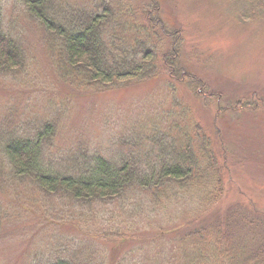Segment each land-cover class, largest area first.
I'll list each match as a JSON object with an SVG mask.
<instances>
[{"label": "rangeland", "instance_id": "rangeland-1", "mask_svg": "<svg viewBox=\"0 0 264 264\" xmlns=\"http://www.w3.org/2000/svg\"><path fill=\"white\" fill-rule=\"evenodd\" d=\"M70 1L81 7L92 0ZM122 1L145 10L152 6L151 0ZM154 2L160 11L153 14L162 18L172 37L161 35V50L168 54L173 39L179 48L178 66L190 79L171 77L158 62V74L151 80L92 93L75 91L58 78L39 28L7 1L4 22L23 44L26 65L0 73V142H8L10 135L26 136L28 122L38 127L46 121L54 123L55 156L44 163L52 158L53 169H60L67 165L60 158L76 145L111 157L122 137L154 125L166 129L173 121L179 126L175 131L185 129L194 138L201 131L210 142L222 169L223 197L210 207H201L195 196L172 199L154 213L168 214L170 219L164 221L162 216L141 215L148 209L144 198L137 212H132L130 203L79 206L42 192L28 180L10 181L0 187V264H47L69 256L85 235L83 229L90 230L87 237L93 238L98 253L94 260L89 253L82 255L83 264H125L132 257L131 264H168L174 261L169 256L174 245L163 239L162 227L168 225L169 234L178 227L176 235H183L189 227L209 228L216 220L218 226L236 222L232 231L246 238L249 250L237 251L239 261L242 255L245 259L250 254L256 257L255 253L260 259L264 252V11L255 13V7L264 2ZM137 19L143 24V16ZM84 215L91 218L89 224L82 221ZM126 228L130 235L136 234L134 239L104 235ZM89 248V243L82 246ZM174 256L180 257L177 251Z\"/></svg>", "mask_w": 264, "mask_h": 264}, {"label": "trees", "instance_id": "trees-1", "mask_svg": "<svg viewBox=\"0 0 264 264\" xmlns=\"http://www.w3.org/2000/svg\"><path fill=\"white\" fill-rule=\"evenodd\" d=\"M7 1L0 0V73L24 69L26 65L23 44L4 22ZM10 1L22 10L28 22L39 28L43 46L51 54L53 71L75 91L99 93L151 80L158 74V62L171 77L178 80L189 78L187 71L178 66L179 48L174 40L170 42L168 54L161 50V35H171L164 29L162 18L153 14L160 11L159 5L153 3L155 0H151L149 10L136 8L134 3L122 0L120 3L119 0H92L81 7L70 0ZM258 1L261 0H249ZM257 11H264V4L255 7V13ZM137 16H143V24ZM28 123L26 136L21 133L10 135L8 142H0L1 188L10 181L28 180L42 192L59 195L79 206L92 207L94 203L108 202H120L123 206L130 203L134 206L132 212L143 207L139 201L144 198L148 209L141 215L145 214V217L162 210L172 199L188 195L193 199L195 196L201 207H210L223 197L222 169L201 131L194 138L185 129L175 131L179 126L173 121L172 126L167 125L168 128L162 130L156 125L150 126L147 128L149 132L141 129L139 133L132 132L128 141L122 137L121 142H115L111 157L76 145L65 156L61 155L60 159L67 165L53 169L55 165L50 163L54 159L45 163L44 159L55 156L52 154L56 134L54 123L46 121L40 127L36 122ZM158 213L154 216H162L164 221L170 219L165 212L163 215ZM82 218L89 224L90 217L84 215ZM218 224L220 221L216 220L209 228L189 227L183 235H176L178 227L169 234L168 225L161 226L159 232L163 239L174 245L169 254L174 261L167 263L264 264V252L260 251V259L257 260L258 254L255 253L256 257H249L250 254L245 259L242 255L240 262L237 251L249 250L246 238L237 237L232 231L236 222ZM83 231L85 235H81L79 244L69 256L55 257L47 264H83L80 259L85 253L94 260L98 253L94 250L93 238L87 237L90 230L88 233L85 229ZM130 232L126 228L104 235L134 239L136 234L132 236ZM85 243H89L90 248L83 250ZM176 251L180 257L174 256ZM133 260L134 257L127 259L125 264H131Z\"/></svg>", "mask_w": 264, "mask_h": 264}]
</instances>
